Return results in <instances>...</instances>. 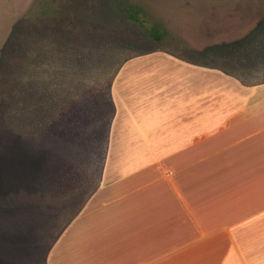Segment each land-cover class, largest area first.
Masks as SVG:
<instances>
[{"label":"rangeland","instance_id":"rangeland-1","mask_svg":"<svg viewBox=\"0 0 264 264\" xmlns=\"http://www.w3.org/2000/svg\"><path fill=\"white\" fill-rule=\"evenodd\" d=\"M127 6L174 42L148 39ZM262 31L264 0H0V264H43L50 192L98 179L118 105L136 111L137 74L189 64L192 106H209L231 95L220 72L262 81L264 50L237 52Z\"/></svg>","mask_w":264,"mask_h":264},{"label":"crops","instance_id":"crops-1","mask_svg":"<svg viewBox=\"0 0 264 264\" xmlns=\"http://www.w3.org/2000/svg\"><path fill=\"white\" fill-rule=\"evenodd\" d=\"M172 65L137 74L136 111L118 105L98 179L50 192L43 264H264V73L220 72L231 95L199 107L192 67Z\"/></svg>","mask_w":264,"mask_h":264},{"label":"trees","instance_id":"trees-1","mask_svg":"<svg viewBox=\"0 0 264 264\" xmlns=\"http://www.w3.org/2000/svg\"><path fill=\"white\" fill-rule=\"evenodd\" d=\"M123 13L129 22L135 25L148 39L154 43L171 44L174 42L169 33L164 30L160 24L148 25L147 20L144 17L143 9L137 6H127L125 9H123ZM257 47V50H264V31L255 35L245 47L237 50V52L239 55H244L245 53H249L251 51L256 52L257 50L254 49Z\"/></svg>","mask_w":264,"mask_h":264}]
</instances>
